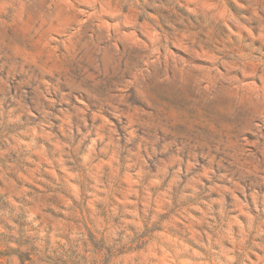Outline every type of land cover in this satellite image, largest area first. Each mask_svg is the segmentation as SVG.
<instances>
[{"label": "rangeland", "instance_id": "374dc122", "mask_svg": "<svg viewBox=\"0 0 264 264\" xmlns=\"http://www.w3.org/2000/svg\"><path fill=\"white\" fill-rule=\"evenodd\" d=\"M0 264H264V0H0Z\"/></svg>", "mask_w": 264, "mask_h": 264}, {"label": "trees", "instance_id": "16d2710c", "mask_svg": "<svg viewBox=\"0 0 264 264\" xmlns=\"http://www.w3.org/2000/svg\"><path fill=\"white\" fill-rule=\"evenodd\" d=\"M23 258H24V256H23ZM24 259H28V258H24Z\"/></svg>", "mask_w": 264, "mask_h": 264}]
</instances>
